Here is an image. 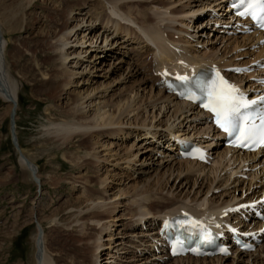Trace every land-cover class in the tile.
<instances>
[{
  "label": "rangeland",
  "instance_id": "1",
  "mask_svg": "<svg viewBox=\"0 0 264 264\" xmlns=\"http://www.w3.org/2000/svg\"><path fill=\"white\" fill-rule=\"evenodd\" d=\"M107 1L88 0L84 7H77L75 0H32L30 5L28 0H0L5 69L17 89L16 138L21 153L36 166L40 185L18 164L10 135L12 104L0 98V264H35V217L43 230L46 264H187L151 258L156 230H148L155 222L150 221L183 211L181 205L220 209L225 202V206L238 202L248 187L255 192L264 189V160L252 168L233 163L229 154L220 161L223 148L204 117H198L193 108L175 115L174 100L169 102L164 93L160 98L158 81H154L159 69L154 47L140 30L145 22L166 28L163 35L177 43L175 51L213 57L220 65L251 60L259 50L251 35L223 33L212 25L226 21L221 0L120 1L119 11L124 13L127 7L130 11L128 20L112 18ZM65 6L69 11L63 21L69 28L75 27L68 37L70 46L65 51L70 59L64 67L78 74L77 83L59 92L48 79L53 71L64 69L53 49L59 34L47 16ZM163 6L168 8V23L157 20ZM212 11L218 16H212ZM57 20L59 26V16ZM239 77L251 85L249 74ZM84 92L88 96L82 112L84 119L89 117V126L96 107L106 118L126 97L139 102L128 114L114 112V123L119 124L115 129L99 136L93 135L97 129H91L94 132L75 136L63 145L45 126L72 120L74 116L67 112L73 99L83 97ZM76 117L79 115L74 120H81ZM147 129L185 133L195 142L211 146L213 160L189 172L181 165L180 172L176 151L167 148L162 139L156 148L143 133ZM204 198L206 207H199ZM143 215L148 217L145 221ZM260 245L257 253L244 254L237 262L230 256L224 264H264V241Z\"/></svg>",
  "mask_w": 264,
  "mask_h": 264
},
{
  "label": "bare ground",
  "instance_id": "2",
  "mask_svg": "<svg viewBox=\"0 0 264 264\" xmlns=\"http://www.w3.org/2000/svg\"><path fill=\"white\" fill-rule=\"evenodd\" d=\"M101 1H103V0H101ZM120 1H124V0H108L107 1V3H110V6H109L110 12L109 13L112 16V18L113 17L114 18L115 17H118V18L122 17V18H124V20L125 19L128 20V18H129L128 14H129L130 11H129L128 7H127L126 12H124V13L120 12L119 11L120 8H118ZM31 2H32V0H28L27 4L30 5ZM86 2H88V0H75L74 4L77 7H82V6L84 7ZM124 2H126V1H124ZM151 3H155V1H151ZM125 4H127V3H125ZM33 6H35V4H32V7ZM162 9L164 10V12H159L158 16L156 15L157 18H158L157 20L158 21H162V22H167V23L170 22L171 19H170V17H168L167 10H166L168 8L163 6ZM68 11H69V9L67 10V6H65V8H63L60 12H55V15L54 14L53 15H49V16L46 15L47 16V20L52 25H54L56 28H58L59 36L57 38V44H55L53 46V49L57 52V60L60 63V67H62L64 69H61L60 71H58V70L57 71H53V73L49 76L48 79H49V81H52V83L55 84V89H53V90H55V91L57 90L59 92L62 91V89L65 86H68V85L73 84V83H77L75 81L76 80L75 77H76V75L78 73H71L70 71H66L65 67H64L65 64L68 62V60L70 59V55H68V53H66V51H65V49L70 46V42L68 41V37L73 35L74 27H75L74 26L73 28H69L66 25V22L63 21V18L68 15ZM169 13H171V12H169ZM58 16L61 19V24L59 26L57 25V23H58L57 21L59 20V19L57 20ZM112 18L110 17L109 19H112ZM112 23H114L115 26L117 25V22L115 20H113ZM158 26H159V24H158ZM163 29H161L160 27H155V26H152V25H148V23L145 22V25L143 26V29L140 30V31H142V37L146 41H149L150 44L153 45V47H154L153 50L155 51L154 54L156 55V58H155L156 59V63H157V66L159 65L158 66L159 69H157L156 71H159L160 75H159V77L157 76L158 78L156 77V79H154V81L155 80L159 81V79H163V81H164V80L169 78L168 77L169 74H174L175 72H180V73L182 72V73H185L187 76H190L192 74L191 71L195 72L198 68H200V67L203 68L206 65L215 64L219 68L223 67V66H229V65L244 66V65H247V64L251 63L252 61H258L260 58H264V47H262L260 50H258L257 54L251 60L243 62L242 64H232L231 62H226V63H223L222 65H220L219 64L220 62L217 59L213 58V57L205 58V56L203 57V56H200V55L199 56H195L193 54L191 55V52H187V51H182V52H184V54L180 53V50L175 51V48L177 47V45H176L177 43L170 41V39L168 40V38H165L164 35H163V32H164ZM28 31H29V29L26 26V32H28ZM166 32H167V30H166ZM255 36H256L257 40L260 39L259 34H256ZM255 36L253 34V36H249V37L251 38V40L253 39V41H254L255 40ZM149 42H148V44H149ZM84 43H82V44H84ZM180 43H181V41H180ZM182 43H183V41H182ZM179 45H182V44H179ZM236 46L237 45H235L234 47H236ZM177 48H179V47H177ZM184 48H182V49L185 50L186 48L185 49ZM4 49H5V43H4V40L1 39L0 40V98L3 101H5L6 103H11L12 104V107L10 105V107H11L10 111H11V109H14L16 111V102H15V101H17L16 83L12 79V77L10 76L9 72L5 69V65L6 64H5V60L3 58V50ZM181 61L184 62V64L183 63H180L181 65L178 64V62H181ZM75 64H77V63L75 62ZM178 65H180V66H178ZM163 68H166V69L169 68V71L166 70L168 75H163V73L161 71ZM190 68L192 70H190ZM194 72H193V74H194ZM232 79L235 82L239 83V84H242L243 82L247 81V79H245V78L234 77V76H232ZM73 81H75V82H73ZM46 83L47 82H43V83L41 82L40 84L46 86L47 85ZM152 86H154V84ZM157 88H158V91H159V95H160V93H162L160 98H164L165 95L162 92L163 85L157 86ZM85 93L86 92H84L83 95ZM156 94L158 95V92ZM81 96L82 95L76 96L73 99V101H72L73 105L68 110L69 112H67L69 115H70V113H72V115L74 116L72 120H69V119L68 120H61L60 122H56V123L50 122V123L47 124V126H45L47 133L49 135H54V137H56V140L59 141V143H61L63 145H65L67 143H70V139L71 138H73L75 136H79V135H84V134L86 135V133L88 131L90 132V131H93L94 129L98 130V131L96 130V132L93 131L94 132V134H93L94 136L95 135L99 136L105 130H107V131L109 130L110 131V130L115 129V127H117L119 124L115 125V123H114L115 122L114 118L116 117L114 112L117 111V113H120V115L121 114H128L130 112V109H131L132 105L134 106V105H136V103L139 102V100L136 101L132 97H126V98H124V101L122 103H121V101H122L121 100L120 102H118V104H116L114 111L111 114H108V116L106 118L103 116L102 111H100V107H96L95 108V113L90 118V122H92V125L89 126L88 124H86L87 119L89 117L84 119L85 114H83V112H82V110H85L84 109L85 106H83L84 105V101L83 100L85 98H87L88 94H85L83 97H81ZM165 98H167L169 100V102L173 101V98L171 96H166ZM171 105H172V111L175 113V115L177 113L183 115V113L188 112L189 110H193L191 108V106L188 103H185V102H176V101L174 102L173 101L171 103ZM200 112H202V111H200ZM76 115H79L81 120H74ZM203 116L205 117V115L202 114V113H199V115H198V117H203ZM209 128L211 129L210 126H209ZM91 129H93V130H91ZM171 131H174V130H169V132L166 131L165 133H157V132L149 131L147 129V130H143V133L145 135L151 134L154 137L158 136V140L164 138V139H166L167 143L169 142L168 138H170L171 134H176V137H179V136H183L184 137V136H186L185 133H183V135H182V134H177V133H171ZM93 132H91V133H93ZM211 132H215L216 133V131H214L213 129L211 130ZM178 133H179V131H178ZM217 136H218V134L214 135V137H217ZM160 142L162 143V140L155 142L153 145H155V147L157 148V146L159 145ZM174 145L175 144H172V146L170 148H173ZM166 146H168V145L166 144ZM175 150H177V147L175 148ZM227 154L231 155V157L233 158V163L236 162L238 164H243L242 167L243 166H249V167L252 168V167H255L257 165H260V163L263 164L262 160L264 158L261 159L260 157H258L260 153L242 154V155H240V153H235V151H232L231 149H226V148H223V152L221 154H219L220 156H218V158H220V161H221L222 158L224 159V157H226ZM260 156H263V154L260 155ZM17 157H19V161L17 160L19 166L22 167V168L27 169L30 172V174H31L33 179L34 178L37 179V168H36V166L32 162L29 161L30 162V166L34 170V172H31L29 170L28 166H27L26 159L24 157L18 155V154H17ZM176 158H177V155H176ZM177 160L180 161V162H178V165H179L178 166L179 167L178 171H180V172L182 171L181 165L184 166L183 169L186 172H189V171H191L193 169H198V168L203 167L202 164L196 163L194 161H190V160L181 161L178 158H177ZM262 169L264 170V164L262 166ZM36 183H37V185H39L38 182H36ZM242 188H244V187H242ZM249 189L250 188L248 187L244 191V193L247 192L245 197H242L243 196L242 195L243 193H242L241 195H239V197L237 199H239V201H240L241 198H242L241 201L247 202V201H249L251 199H254L255 195H257V194L261 195V194L264 193V189H262L260 192H258V191L255 192L254 190H250L249 191ZM228 201H230V200H228ZM200 202L201 203H199V207L206 205L205 198L202 201H200ZM225 203H224V206L222 208L220 207V209L218 207H214V206L211 207L210 205L206 208V210L198 209V208L197 209H195V208L192 209L190 207H187L186 205H181L182 209H179V210L186 211L187 213H189L190 215H192V216H194L196 218L204 217L208 222L210 221L211 224H209V225H210V228H211L216 223H219L221 225L223 223H225V221L221 220L219 218V215H218L219 213H223L224 211L219 212V210L225 209V208H227V206H230V205L233 204V203H231V204H229V205L227 204L225 206ZM175 210L176 209H172L171 211L174 212ZM166 212H169V211H166ZM180 212L181 211H178V212H175V213H170V214L166 215L165 217H162L161 220H159L160 222L158 221L159 218L157 220L153 219L152 221H150V223L153 222V221H155V222H153L151 224V226H148V230H152V233L156 230V236L157 237L158 236L161 237V235L158 233V231L160 232V230H161L162 222H163L162 219L163 218H168L170 220L172 215L180 213ZM142 218L145 221V219L148 218V217L146 215H143ZM157 224H160L159 228H157ZM152 225H153V227H152ZM40 229L42 231V235L40 237L39 247L41 248V250H42L41 252L42 253L41 254L38 253L36 255V249H37V245H38L37 240H38V235H39V230ZM163 234H164V232H163ZM34 239H35L34 240V245H35V264H46V262L48 261L47 260L48 258L46 257V253H45V247H44V241H43V230H42V227L40 226V224H39V226L37 228L36 236H35ZM154 240H153V243L155 242ZM225 244H227V243H225ZM146 247H148V246L146 245ZM260 248H261V245L257 246L252 253H257L258 252L257 249H260ZM143 250H146L145 252L148 251V249H143ZM246 255L248 256V254H246ZM161 256L163 258H160V254L159 255H154L151 258L155 259L156 261H158V260H163L164 257H166V255L164 256V254H162ZM241 256L243 257L244 254L235 255L233 260H235L237 262V259L240 258ZM242 257H241L240 260H242ZM166 258H167L166 260H168V261L174 259V261L176 263L178 261V262H186L187 264H189L190 262H192L193 264H213V263L224 264L225 260L227 259L225 257L198 258V257H190V256L176 257V258H172V259H170L169 257H166ZM194 258H198V259H194Z\"/></svg>",
  "mask_w": 264,
  "mask_h": 264
},
{
  "label": "snow or ice",
  "instance_id": "3",
  "mask_svg": "<svg viewBox=\"0 0 264 264\" xmlns=\"http://www.w3.org/2000/svg\"><path fill=\"white\" fill-rule=\"evenodd\" d=\"M240 4H246V7L238 15L251 14L254 19H261L260 26L264 27V0H240ZM163 75H167V72L165 71ZM216 77L217 79L210 83L201 84L197 82L194 85L207 94L208 103L204 107L214 113L216 123L223 131L229 135L238 134L239 146H247L249 143L264 144V117H261L260 127L257 128L255 124L249 125L251 117L242 112V109L248 108L256 102L244 100L242 96L238 95L239 90L228 84L218 72ZM177 79L185 82L189 81L188 77L178 76ZM187 98L192 99V96L189 95ZM192 223L198 224L197 221Z\"/></svg>",
  "mask_w": 264,
  "mask_h": 264
},
{
  "label": "water",
  "instance_id": "4",
  "mask_svg": "<svg viewBox=\"0 0 264 264\" xmlns=\"http://www.w3.org/2000/svg\"><path fill=\"white\" fill-rule=\"evenodd\" d=\"M0 37H1V34H0ZM14 118H15V110L14 109H11L10 113H9V125H10V135H11V143L13 145V148H14V151L15 153H17L18 155L24 157L26 159V157L21 153L20 151V148H19V145H18V142H17V138H16V135H15V121H14ZM26 163H27V166L29 168V170L31 172H34L33 168L30 166V162L29 160L26 159ZM34 180L36 182H39L38 179L34 178ZM35 224H36V228H38L39 226V223L35 220ZM40 228V227H39ZM42 235V231L41 229L39 230V235H38V240H37V249H36V255L38 253H42L41 251V248L39 247V242H40V237Z\"/></svg>",
  "mask_w": 264,
  "mask_h": 264
}]
</instances>
